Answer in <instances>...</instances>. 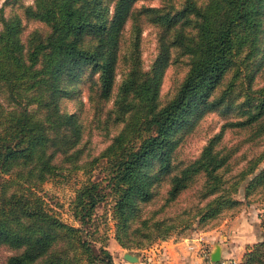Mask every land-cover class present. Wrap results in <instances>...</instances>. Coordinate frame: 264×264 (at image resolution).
Segmentation results:
<instances>
[{
    "label": "trees",
    "instance_id": "trees-1",
    "mask_svg": "<svg viewBox=\"0 0 264 264\" xmlns=\"http://www.w3.org/2000/svg\"><path fill=\"white\" fill-rule=\"evenodd\" d=\"M138 1L113 0L111 8L109 0H34L25 15L49 32L33 31L26 41L19 15L2 18L0 87L7 102L0 101V247L14 251L5 264H114L110 250L87 229L108 195L100 182L87 180L77 190L72 210L79 225L64 221L36 192L56 176L90 173L103 159L110 166L115 239L125 249H145L192 228L194 220L216 227L239 213L243 201L236 195L243 183L249 204L264 190V149L243 157L246 165L234 172L236 148L222 143L226 128L248 129L250 141L264 135V87L253 89L254 72L243 75L247 60L264 64V0H183L179 7L136 10ZM139 15L162 30L149 68ZM130 20L133 41L121 55ZM174 47L188 58V71L163 104L162 80ZM120 59L125 71L113 99ZM87 70L98 75L93 106L101 127L121 125L91 158L80 114L61 107ZM241 77L249 83L243 82L244 99L236 103ZM221 107L237 110L241 119L225 123L195 159L177 161L187 137ZM191 189L196 201L166 215ZM242 264H264V240L247 246Z\"/></svg>",
    "mask_w": 264,
    "mask_h": 264
},
{
    "label": "rangeland",
    "instance_id": "rangeland-1",
    "mask_svg": "<svg viewBox=\"0 0 264 264\" xmlns=\"http://www.w3.org/2000/svg\"><path fill=\"white\" fill-rule=\"evenodd\" d=\"M113 0H109L111 8L113 7ZM202 3L204 0H198ZM183 0H139L134 8L136 10H141L145 7L160 8L174 4L179 7ZM34 5V0H0V29L2 28V18L10 19L15 15H19L22 19L23 33L22 37L26 41L29 35L33 31H39L42 34L49 32V27L44 23H41L34 19H28L25 15L26 7ZM140 26L142 28L141 34V50L142 58L145 68H149L153 60L156 58L159 48V37L162 32L161 28L153 24L147 19V15H139ZM133 21L130 20L125 26L123 39H122V50L121 55L127 52L128 47H131L133 41ZM169 37H172V32ZM256 64V65H255ZM244 73L254 72V78L251 80V85L253 89H258L264 87V64L262 67H258L256 60H247L243 64ZM125 71V62L120 59V64L118 68V75L116 79L115 94L112 96L114 99L118 86L120 85ZM188 71V58L178 51L177 47L172 48V61L165 71L162 87H161V102L165 104L170 100L178 91L180 85L182 84L186 73ZM233 72V71H232ZM231 72V73H232ZM231 73L227 77V81L231 78ZM92 77L97 80V83H92ZM95 80V81H96ZM249 83V79L244 80L241 77L238 81V87L236 92L240 94L236 103H240L244 99L246 92V86ZM244 85V86H243ZM98 87V75L92 76L90 70H87L82 75L81 81L78 86L74 89L70 97H65L61 101V107L70 113L80 114V118L83 123L87 126V131L84 137L83 146L85 147L86 155L90 158L93 156H98L101 151L110 143V138L115 135L121 125L116 126L114 123L109 127V130L101 127V121L97 119V113L93 106V101L95 91ZM7 92L5 87H0V101L4 104L7 102ZM113 105V100L107 103L105 110L109 109ZM104 116V115H103ZM240 118L239 112L237 110H232L227 112L226 108L221 107L218 110L211 111L206 114V116L201 120L200 125L197 129L187 137L181 148L179 149L177 161L188 163L195 159L202 151L204 145L208 140L215 134L219 133L224 124L228 121H236ZM249 130L240 128H226L222 138V143L228 145V147H235V170L238 172L246 165V160L243 157L250 158V156L258 154L264 149V135L259 138H254L249 140ZM264 166V162L261 167ZM110 166L107 160H101L94 170L90 173H84L83 171L74 172L67 176H56L49 181L45 182L39 187H36V192L46 200L47 204L55 213H57L64 221L79 225L78 221L75 220L72 210V202L77 194V190L82 186L87 180L97 181L101 183V187L105 190V198L101 201L95 211L88 225V231L92 234V237L98 240V244H104L110 252L123 253L124 251L130 252L141 256L147 264H152L149 258V254L146 249H151L156 247L160 241L154 242L149 247L142 250L137 249H125L119 245L115 239L114 233V221L112 217L113 205H114V193L111 192L108 186L109 181ZM0 177V183L2 181ZM246 182L243 183L239 194L236 195L237 199L243 201V205L239 210L238 216L243 210L246 209L249 202L244 198ZM166 185L161 187L160 194H163L166 190ZM195 189L188 190L183 193L180 197V202L177 206L166 211V215H173L174 212L182 211L184 208L193 204L196 201ZM161 196V195H159ZM161 197H158L157 203L162 202ZM250 202L254 207L259 209V218L261 221V229L264 231V190L256 193L250 197ZM248 203V204H247ZM249 204V205H251ZM164 215V214H163ZM228 217L220 222L216 227H199L197 221L194 220L193 227L182 232H175L172 238H184L192 237L195 235H203L217 227H219L226 220H231L236 216L227 215ZM87 227V226H86ZM166 239V240H168ZM114 245H117L119 250L114 249ZM145 250V251H144ZM156 250V249H155ZM209 250V249H208ZM159 251L157 248L156 252ZM14 251L6 246L0 247V264H5L8 256L13 254ZM113 255V254H112ZM206 262L210 264V261L206 259Z\"/></svg>",
    "mask_w": 264,
    "mask_h": 264
},
{
    "label": "crops",
    "instance_id": "crops-1",
    "mask_svg": "<svg viewBox=\"0 0 264 264\" xmlns=\"http://www.w3.org/2000/svg\"><path fill=\"white\" fill-rule=\"evenodd\" d=\"M261 240H264V231L261 229L259 209L248 204L238 216L203 235L162 240L156 247L146 251L152 264H208L203 253L211 255L217 244L221 245L222 255L242 258L248 245ZM158 247L159 251L156 252ZM115 248L118 246L114 245ZM125 252H112L114 264H147L141 256L136 263L127 261Z\"/></svg>",
    "mask_w": 264,
    "mask_h": 264
},
{
    "label": "water",
    "instance_id": "water-1",
    "mask_svg": "<svg viewBox=\"0 0 264 264\" xmlns=\"http://www.w3.org/2000/svg\"><path fill=\"white\" fill-rule=\"evenodd\" d=\"M221 257H222L221 245L217 244L215 249L211 253V261L218 262L221 259ZM124 258L129 262L136 263L139 261V254L136 255L130 252H125Z\"/></svg>",
    "mask_w": 264,
    "mask_h": 264
},
{
    "label": "built area",
    "instance_id": "built-area-1",
    "mask_svg": "<svg viewBox=\"0 0 264 264\" xmlns=\"http://www.w3.org/2000/svg\"><path fill=\"white\" fill-rule=\"evenodd\" d=\"M203 257L204 260L208 259L210 261V264H242V258L235 255H222L221 259L218 262H212L211 255L208 252H204Z\"/></svg>",
    "mask_w": 264,
    "mask_h": 264
}]
</instances>
